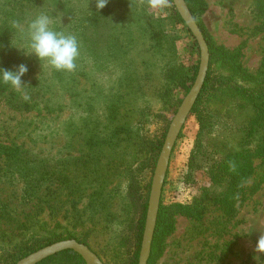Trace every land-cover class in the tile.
I'll use <instances>...</instances> for the list:
<instances>
[{"label": "rangeland", "instance_id": "374dc122", "mask_svg": "<svg viewBox=\"0 0 264 264\" xmlns=\"http://www.w3.org/2000/svg\"><path fill=\"white\" fill-rule=\"evenodd\" d=\"M172 2L158 12L137 0L101 10L96 0H0V70L26 65L29 96L0 79V264L65 240L104 264L135 262L157 163L201 61ZM190 2L215 43L240 53L250 85L264 80V0ZM41 13L77 36L74 72L25 54L27 25ZM231 70L213 67L176 141L160 201L170 229L152 242L151 264H264L254 251L264 233V123L253 134L245 101L220 92ZM226 164L243 172L227 203L214 180Z\"/></svg>", "mask_w": 264, "mask_h": 264}, {"label": "trees", "instance_id": "16d2710c", "mask_svg": "<svg viewBox=\"0 0 264 264\" xmlns=\"http://www.w3.org/2000/svg\"><path fill=\"white\" fill-rule=\"evenodd\" d=\"M185 1L188 7L190 8L191 13L194 16V19L203 34V37L207 43V46L209 48V53H210V64H209L208 74H207L201 95L199 96L198 101L193 109V113H195L197 108L201 105V103H203L202 102L203 96L207 94L206 91L210 87V75H211V71L213 67L217 64L224 63L231 67L232 69L231 71L234 73V76L229 75L228 77H226L227 79L223 78V81L225 79L226 80L224 81L223 86H219L220 87L219 90L221 93H224L223 95H225V91H227L228 93H231V95L233 94L238 95L240 101L242 100L245 101L246 106H248L249 111L252 113V115L250 116V122L252 125L251 132L252 133L258 132L257 128L260 129L264 123V87L263 89L260 88V89H255V90L252 88L258 87L257 84L264 86V80L261 78L257 81V83L254 82L255 84L254 87L250 85L251 82L254 80V78L252 77V75L248 74V72L245 69H243L241 63L239 62L240 53L239 52L229 53L228 51L225 50L223 46L217 45L214 41V38L211 32L206 26L204 20L201 18L200 14H197L194 11L192 7L193 3L190 2V0H185ZM173 7L176 10L174 4H173ZM188 31L191 33L189 29ZM195 43H196V46L199 48L198 43L196 41ZM198 70H199V65L195 69V76L193 77V80L196 79ZM231 80H233V82H231ZM250 80L251 82H249ZM259 119H262L261 124L258 123ZM122 129H127V128L124 126L122 127ZM230 167L231 166L229 164H226L222 168L219 166L218 169L220 170H217L218 174L214 177V180L220 183L222 188L224 189V191L220 195H221V201L226 202V203L236 199L238 192H239V184L242 178V175L239 173H243L242 171L235 172L237 174H235L232 171L228 172ZM225 173H233V174L230 177H228V175L224 176ZM216 200L218 201L217 197H216ZM146 210H147V205H146ZM161 212H162V208L160 207V213L158 216L157 227H156L153 243L157 239V236H164L165 234H167L168 230L170 229L168 223L164 222V220L161 218ZM145 217H146V211H145V216L143 219V224L145 221ZM141 240H142V237L140 239L138 251L136 254V259L133 264H139V254H140V250L142 246ZM76 241L80 242L79 240H76ZM42 247L43 246L39 248H42ZM39 248L35 250H38ZM27 250L26 249L23 250V255L21 259L29 255V254H25ZM35 250H32L31 253H33ZM153 256H154V251H153V246H152V252L149 257L148 264H151V262L153 261ZM15 260L17 259L7 258V261L5 262V264H16L14 263ZM63 263L87 264L85 260L79 254H77L76 252L72 250H66V251L60 252L54 256L47 258L46 260L42 261L39 264H63Z\"/></svg>", "mask_w": 264, "mask_h": 264}, {"label": "water", "instance_id": "95a60500", "mask_svg": "<svg viewBox=\"0 0 264 264\" xmlns=\"http://www.w3.org/2000/svg\"><path fill=\"white\" fill-rule=\"evenodd\" d=\"M173 3L186 26L189 28L198 43L201 52V61L196 81L188 95L183 100L170 125L161 155L157 163L150 194L139 264H148V260L151 255L152 242L157 226L163 186L169 168L172 151L184 127V124L191 114L203 89L210 64L209 48L186 1L173 0ZM66 250H72L76 252L85 260L87 264H104L100 258L86 245L81 244L76 240H65L54 243L28 255L27 257L18 261L16 264H39L47 258Z\"/></svg>", "mask_w": 264, "mask_h": 264}, {"label": "clouds", "instance_id": "9594fccd", "mask_svg": "<svg viewBox=\"0 0 264 264\" xmlns=\"http://www.w3.org/2000/svg\"><path fill=\"white\" fill-rule=\"evenodd\" d=\"M109 0H96L97 10L105 8ZM138 5L147 4L153 11L163 12L170 7V0H137ZM52 18L44 13L38 15L27 25L26 30V55H35L44 62L45 67L55 71L74 72L77 69L76 61L80 58V45L75 34L57 32L51 27ZM14 28H21L18 21H12ZM26 65L21 64L16 71L0 70V79L3 83L10 84L12 88L21 92L22 99L28 100L29 96L23 91L27 86L22 83V77L27 73ZM254 251L256 258L264 256V233L256 243Z\"/></svg>", "mask_w": 264, "mask_h": 264}]
</instances>
